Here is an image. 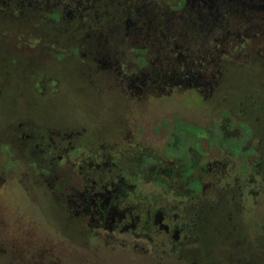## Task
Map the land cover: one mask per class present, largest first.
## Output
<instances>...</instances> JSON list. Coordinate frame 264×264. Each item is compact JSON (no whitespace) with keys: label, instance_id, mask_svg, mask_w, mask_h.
<instances>
[{"label":"rangeland","instance_id":"obj_1","mask_svg":"<svg viewBox=\"0 0 264 264\" xmlns=\"http://www.w3.org/2000/svg\"><path fill=\"white\" fill-rule=\"evenodd\" d=\"M139 18L149 22L147 36L135 30ZM124 26L129 46L115 41L126 39ZM97 32L111 37L95 53ZM144 36L151 42L146 52ZM106 71H149L152 87L141 95ZM175 116L198 124H179L196 137L189 144L181 136L182 151L191 145L202 164L221 155L228 172L222 184H230L192 209L194 229L180 252H144L139 248L150 246L139 240L135 249L104 236L86 239L49 185L53 176L72 185L74 173L62 163L55 175L32 171L34 157L56 137L88 147L140 121L168 133L176 131ZM21 121L29 125L24 151ZM162 129L137 138L145 153L178 142ZM211 130L238 137L217 140ZM209 146L243 159V194L235 180L239 160ZM189 156L197 158L192 150ZM51 159L42 156L39 167L51 170ZM146 179L138 185L142 195L173 196ZM89 222L81 220L84 230ZM263 258L264 0H26L18 12L0 7V264H248Z\"/></svg>","mask_w":264,"mask_h":264},{"label":"flooded vegetation","instance_id":"obj_2","mask_svg":"<svg viewBox=\"0 0 264 264\" xmlns=\"http://www.w3.org/2000/svg\"><path fill=\"white\" fill-rule=\"evenodd\" d=\"M25 2L26 0H0V7L10 9L11 12H18L22 10ZM49 3L51 4V11L59 12L56 2ZM48 6L50 7L49 4ZM147 23L149 24L142 18L137 19L135 30L142 31L147 36V31L150 28ZM126 30H128L127 26L121 30L126 39L119 41L116 38L115 41L129 46L133 40H130L129 35L125 33ZM108 37L111 36L107 33L102 36L100 32H97L93 41L96 45L95 53L102 50V46L110 44ZM143 42L147 44V47L144 45V52H146L151 46V42L146 38ZM83 44L82 42L81 45ZM95 57L96 63H100L101 58L96 55ZM146 65L145 62L143 66H139L144 68ZM148 73L149 71L130 72V74L106 71V74L113 77L119 86L123 88L131 84L132 87L140 91L141 95L147 94V91H150L152 87L146 78ZM175 117L178 119L175 120L177 122L176 131L171 129L167 133L162 128H157L154 131L149 128L145 121H140L133 125L127 124L123 131L118 130L119 137L110 141L100 140L88 147L78 142L72 143L65 137H62L61 140L56 137V140L49 143L48 149L44 147L39 155L34 157V159L37 158L39 164L42 156H50L52 158L51 170L40 168L37 164L38 170L35 168L32 171L36 174L51 176L55 175L52 172H55V169L63 164L67 165L70 172L74 173L76 181L72 185L65 184L64 180L61 179L56 181L55 176H53L52 185H49L52 186L53 192H57L60 196L54 201L63 206L67 216L74 220L76 228L83 235L85 234L86 239H99L98 236H104L110 241L121 242L123 247L133 245L135 249L138 245L135 242L139 240L150 246L149 248H139L144 252L155 253L159 250L162 253L167 251L171 253L180 252L194 229L192 209L199 204L202 205V203H211L216 198L217 188L219 186L226 188L230 184H224V186L222 184L223 177L227 176L226 173L228 174L225 170L227 161L220 155V157L208 158L202 164L203 157L189 145L194 141L196 142V137L191 133L185 134L178 129L179 124L186 123L192 126H198V124ZM26 123L28 122L17 123L21 128L19 138L23 139L21 151H24L26 142L29 141L27 130L29 125ZM160 129L168 135V139H179L178 142L175 141L174 146L166 141L164 145H161V152L151 148V151L145 153L144 148L139 147L140 143L137 138H141L146 133L147 138H151L149 136L150 130L155 135H159ZM219 133L233 140L238 137L236 133L233 134L232 132L231 134L234 136L231 134L226 136L225 131ZM210 135H213L217 140L224 138L218 135L215 130H211ZM12 136L14 137L13 133L10 132L8 138L10 143ZM181 136L189 141L185 151H182ZM200 147L202 146L200 145ZM209 147L229 156V158L239 160L235 180L237 190L243 194V185L239 178V175L243 173V159L231 156L230 152L226 150ZM240 149H243V145L240 146ZM191 150L197 155V158L190 160L188 155ZM31 151L34 152V150L28 152L33 156ZM181 152H184L183 156H181ZM56 153L57 155H55ZM54 155L56 157H53ZM133 155L134 157H132ZM207 157H209L208 152L204 160ZM165 159L172 160L170 162L173 165H166ZM143 175L147 176L146 182L153 185L154 188L171 192L173 196L169 198L163 195L158 197H150L148 194L142 195L138 190V185L143 183ZM191 200H193L192 205H187V203L192 202ZM85 219H89L90 222L88 223L89 228L84 230L81 220Z\"/></svg>","mask_w":264,"mask_h":264},{"label":"trees","instance_id":"obj_3","mask_svg":"<svg viewBox=\"0 0 264 264\" xmlns=\"http://www.w3.org/2000/svg\"><path fill=\"white\" fill-rule=\"evenodd\" d=\"M248 125V124H247ZM248 127L250 128V126L248 125ZM248 264H264V258L261 259L260 261H251Z\"/></svg>","mask_w":264,"mask_h":264}]
</instances>
